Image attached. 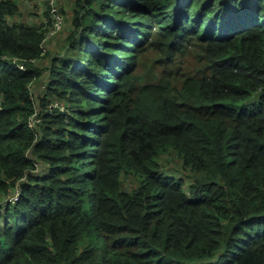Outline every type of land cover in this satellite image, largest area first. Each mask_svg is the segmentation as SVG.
Returning a JSON list of instances; mask_svg holds the SVG:
<instances>
[{"label":"trees","instance_id":"trees-1","mask_svg":"<svg viewBox=\"0 0 264 264\" xmlns=\"http://www.w3.org/2000/svg\"><path fill=\"white\" fill-rule=\"evenodd\" d=\"M21 1L0 0V264H264V0H75L48 66Z\"/></svg>","mask_w":264,"mask_h":264},{"label":"rangeland","instance_id":"rangeland-1","mask_svg":"<svg viewBox=\"0 0 264 264\" xmlns=\"http://www.w3.org/2000/svg\"><path fill=\"white\" fill-rule=\"evenodd\" d=\"M74 1L75 0H60L62 8L65 10L64 13H65L66 21L64 22L65 24H63L61 30L55 34V36L51 39V42L49 43V51L48 53H45V56L42 59L44 66H48L50 64L51 60H53V57L57 54L58 51L61 50V48L65 44L66 35L68 31H70L72 28V25L70 24L72 17L70 9L73 7ZM41 5L43 6V8L41 7ZM20 6H21V10L17 17L26 14L28 23L29 22L30 23L39 22V24L45 23L46 28L51 26L50 6L47 0H40L39 2H37V0H31L30 2L21 1ZM44 9L45 11L48 10L49 15L45 14ZM67 15L68 17H66ZM40 83L41 82H37V86L39 89L41 87ZM41 94H44V92L40 90L38 96H41ZM38 101L40 106V100ZM39 109L41 110V106L39 107ZM163 164L166 171L175 173L176 175H179L178 173H180L183 170L181 160L176 156H174L173 154H168L166 157L164 156ZM47 171H48V167L44 169V173H46Z\"/></svg>","mask_w":264,"mask_h":264},{"label":"built area","instance_id":"built-area-1","mask_svg":"<svg viewBox=\"0 0 264 264\" xmlns=\"http://www.w3.org/2000/svg\"><path fill=\"white\" fill-rule=\"evenodd\" d=\"M24 1L30 2L31 0H24ZM47 1L50 6V17H51V26L47 28V38L51 39L63 27V24L65 22V16L61 11L60 0H47ZM44 49L46 50V48ZM20 66L23 69L26 68L24 64H20ZM43 85L46 86L45 84ZM41 120H42L41 116L34 114L30 119V125L35 128ZM19 197H20V188L17 187L16 190L11 195L5 196L4 198L0 199V208H3L9 202H16L19 199Z\"/></svg>","mask_w":264,"mask_h":264},{"label":"crops","instance_id":"crops-1","mask_svg":"<svg viewBox=\"0 0 264 264\" xmlns=\"http://www.w3.org/2000/svg\"><path fill=\"white\" fill-rule=\"evenodd\" d=\"M23 1H24V0H23ZM17 18H26V19H27V16H26V14H25V15L20 16V17H17Z\"/></svg>","mask_w":264,"mask_h":264}]
</instances>
